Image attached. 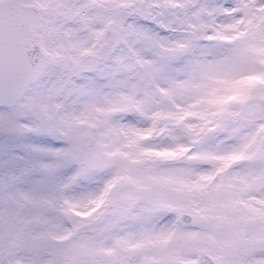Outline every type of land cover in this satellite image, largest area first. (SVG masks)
<instances>
[{
    "label": "snow or ice",
    "instance_id": "obj_1",
    "mask_svg": "<svg viewBox=\"0 0 264 264\" xmlns=\"http://www.w3.org/2000/svg\"><path fill=\"white\" fill-rule=\"evenodd\" d=\"M0 264H264V0H0Z\"/></svg>",
    "mask_w": 264,
    "mask_h": 264
}]
</instances>
